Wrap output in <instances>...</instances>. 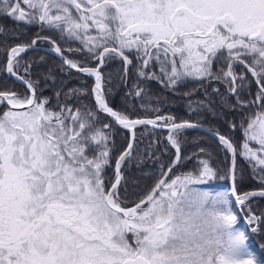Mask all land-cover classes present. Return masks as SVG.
<instances>
[{
    "label": "snow or ice",
    "instance_id": "snow-or-ice-1",
    "mask_svg": "<svg viewBox=\"0 0 264 264\" xmlns=\"http://www.w3.org/2000/svg\"><path fill=\"white\" fill-rule=\"evenodd\" d=\"M0 14L40 29L30 43L7 49L3 67L26 92L0 91V107L7 104L0 111V264H264V255L250 248L246 231L237 227L239 214L233 209L234 197L236 206L247 208V224L256 225L251 231L264 229V213L256 215L250 203L264 198V0H0ZM44 30L80 47L62 49L40 34ZM41 41L52 45L69 70L94 78L90 92L69 88L61 103L57 91L55 106L39 94L30 66L24 69L27 75L19 68L21 54ZM65 51L80 58L71 59ZM116 58L123 62L125 86L130 68L136 70L134 91L126 97L146 96L141 81L155 80L170 91L188 81H216L235 97L228 103L221 96L220 114L224 107L255 109L241 115L239 148L231 137L213 133L232 155L230 190L194 187L218 175L205 148L190 155L182 151L187 142L182 134L201 127L198 121L177 122L159 114L133 119L126 109L111 106L112 82L103 68ZM238 66L257 85L252 100L241 98L250 82L243 70L236 72ZM195 91L183 94L191 97ZM212 91L221 95L218 88ZM89 95L94 104L67 103L73 96ZM204 96L189 100V113L199 116L206 109L217 115L207 90ZM101 113L109 122L102 121ZM113 121L132 139L116 158L115 182H110L105 170L112 160ZM228 124L235 130L234 121ZM138 126L166 129L175 155L167 171L161 166L162 178L154 187L128 207L118 186ZM238 156L251 167L259 189L238 192ZM193 161L192 169L168 179L175 168Z\"/></svg>",
    "mask_w": 264,
    "mask_h": 264
},
{
    "label": "trees",
    "instance_id": "trees-1",
    "mask_svg": "<svg viewBox=\"0 0 264 264\" xmlns=\"http://www.w3.org/2000/svg\"><path fill=\"white\" fill-rule=\"evenodd\" d=\"M0 28L4 29L3 35H0V91L12 90L24 94L26 89L13 79L8 77L6 80H3L5 77L3 70L6 60L5 56L8 48L18 43H30L31 40L35 38L37 32L40 31L39 26H26L23 23L17 24L12 18L7 17L5 14H0ZM40 34L56 40L58 45L65 50L69 47H80L79 42L69 41L67 37L61 40L58 33L54 31L44 30L41 31ZM36 46L49 48L50 44L46 41H41ZM65 55L71 59L80 58V54L78 53L73 54L65 51ZM130 58L133 59L135 64V56L133 55ZM26 67H29L31 78L38 81L40 84L39 94L50 97L52 106L56 104L57 98L55 93L57 91L61 92L60 102L63 103L66 99L64 93H67L69 88L86 87L89 92L92 88L93 82L89 77L69 70L50 54L40 50H32L21 54L19 68L21 75H27L24 71ZM61 69L64 70L61 71ZM154 70L156 69H150V71ZM235 70L237 73L243 70L247 76V80L250 82L242 90L241 98L244 100L254 99L257 92V85L251 77V74L247 73L246 70L243 69V66H238ZM123 74L122 63L119 58L108 60L103 68L105 79L112 82L108 85V87H111L113 90L112 94L109 96V101L114 109H126L132 114L131 118L133 119L154 118L155 115L159 114L172 115L177 119V122H180L182 119L193 122L198 121L202 126L211 129L212 132L219 131L220 134L231 137L239 148L243 140L240 129L241 115L248 111H255V109L232 110L224 107L222 110L223 114H220L221 96H223L228 103L235 102V97L227 94L226 85L216 81L211 83L188 81L186 84L170 91L155 80L141 81V86L146 89V96L144 98H137L134 95L126 97V93L130 90L134 91L133 84L137 81L135 67L133 66L130 68L126 86L122 84L120 80ZM213 88H218L221 95L214 93L212 91ZM190 89L196 90L194 95L185 97L183 93ZM205 90H207L209 98L215 102L213 107L216 109L217 115L213 116L206 109L199 116L195 113L190 114L187 107L189 100L196 101L204 99ZM147 97H152V99H148ZM157 97L159 99H157ZM81 102L84 104H94L90 95L81 96L79 98L73 96L67 100V103L73 107L78 106ZM141 105H145V107H141ZM156 107L160 108L161 111L159 113L152 111V109ZM193 108H196V104H193ZM100 116L104 123L109 122L105 115L100 114ZM229 121L235 122V130L229 127ZM112 129L110 140V146L113 148L111 163L123 150L126 143V133L115 127L113 123ZM165 134V131L150 128L148 126L137 127L135 131V148L131 157L123 163L121 169L122 181L119 185V194L122 200L127 201V205L139 202V199L146 195L158 181L161 176V166H164L163 171H165L168 164L171 162L175 150L167 145L164 138ZM182 135L187 137V142L182 145L183 153L185 155H190L193 152H198L201 147L205 148L207 152L211 154V163L213 167L218 171V175L214 180L202 186H211L214 184L225 185L228 154L226 150L223 149V146L207 135L193 130H187ZM252 146L256 147L255 144ZM204 158L209 157L205 155ZM193 166L194 161L186 162L182 166L175 168L171 175L188 171L192 169ZM110 167L111 164L105 171L106 176H109ZM237 169L236 187L239 193L259 189L260 184L258 183V179L253 178L251 167L239 156L237 158ZM250 203L252 211L256 215L264 213V198H255L251 200ZM241 212L243 216L247 218V208L241 210ZM241 222L242 220L238 216V225H240ZM255 226L256 225H248V227H245L247 228L246 234L249 236L248 244L250 248L256 250L258 254L264 255V229H261L259 232H252L251 227Z\"/></svg>",
    "mask_w": 264,
    "mask_h": 264
},
{
    "label": "water",
    "instance_id": "water-1",
    "mask_svg": "<svg viewBox=\"0 0 264 264\" xmlns=\"http://www.w3.org/2000/svg\"><path fill=\"white\" fill-rule=\"evenodd\" d=\"M50 44V43H49ZM51 48H52V45L50 44V47L49 48H43V47H38V46H34L32 49H29L28 51H32V50H42V51H44V52H46V53H48V54H50L53 58H55L57 61H59L61 64H63L62 63V59H61V56L60 55H58L56 52H54V51H52L51 50ZM6 60H7V53H6ZM6 60H5V63H6ZM121 60V59H120ZM121 63H122V67H123V62H122V60H121ZM5 65V64H4ZM64 65V64H63ZM65 67H67L66 65H64ZM73 71H75V70H73ZM123 71H124V68H123ZM76 72V71H75ZM78 73V72H77ZM5 74L8 76V74L6 73V71H5ZM9 78H11V79H13L15 82H18L20 85H22L24 88H25V86L21 83V82H19V81H17L14 77H10V76H8ZM91 80H92V82H93V84H94V78H90ZM93 84H92V86H93ZM26 89V88H25ZM93 99V98H92ZM93 102H94V100H93ZM6 103V102H5ZM7 105V104H6ZM105 115V114H104ZM106 116V115H105ZM107 117V116H106ZM108 118V120H110L111 118H109V117H107ZM113 124H115V122L113 121ZM117 127H120L121 129H123L121 126H119V125H117V124H115ZM148 127H150V128H153L152 126H148ZM156 129H158V130H163V131H167L166 129H160V128H156ZM123 130H125L126 131V133H127V137H126V143H125V146H124V148H123V150L118 154V156L124 151V149L127 147V144H128V142H129V140L130 139H132V133L129 131V130H127V129H123ZM191 130H195V131H199V132H202V133H204V134H206L207 136H209L210 138H212L213 140H215L216 142H218L219 143V140H218V138L213 134L214 132H212V131H209L208 129H206V128H204V127H199V128H197V129H191ZM227 154H228V168H227V188H228V190H230L231 188H232V184H233V181L231 180V178H230V173H229V168H230V166H231V160H232V155L230 154V153H228L227 152ZM117 156V157H118ZM116 157V158H117ZM116 158H115V160H116ZM115 160H114V162H113V164H114V166H113V170H114V173H115ZM113 182H115V178H114V180H113ZM111 187V186H110ZM235 198L233 197V205H234V208H235V210H236V212L239 214L238 216L241 218V220H242V222H246V220H245V218H244V216L242 215V213H241V211H240V208H239V206H236L235 205Z\"/></svg>",
    "mask_w": 264,
    "mask_h": 264
},
{
    "label": "rangeland",
    "instance_id": "rangeland-1",
    "mask_svg": "<svg viewBox=\"0 0 264 264\" xmlns=\"http://www.w3.org/2000/svg\"><path fill=\"white\" fill-rule=\"evenodd\" d=\"M47 42V41H46ZM48 43V42H47ZM38 47H41V46H38ZM43 48H45V47H43ZM40 51H42V50H40ZM28 52V51H27ZM44 52V51H43ZM6 57V56H5ZM75 72V71H74ZM4 73H5V71H4ZM77 73V72H76ZM7 76V75H6ZM5 105H6V103H5ZM6 107H7V105H6ZM1 108V107H0ZM101 114H103V113H101ZM104 115V114H103ZM108 119V118H107ZM115 125V124H114ZM115 127H117L116 125H115ZM201 127H204V126H202L201 125ZM118 129H120V130H122V131H124L125 133H126V131L125 130H123V129H121L120 127H117ZM204 128H206V127H204ZM154 129H156V128H154ZM207 129V128H206ZM209 130V129H208ZM161 131H163V130H161ZM193 131H195V130H193ZM166 132V134H165V136H164V138H165V141H166V143H167V145H169L170 147H171V145L168 143V141H167V139H166V137H167V135H168V132L167 131H165ZM196 132H199V131H196ZM199 133H202V132H199ZM202 134H204V133H202ZM206 135V134H205ZM126 137H127V133H126ZM209 137V136H208ZM212 139V138H211ZM215 141V140H214ZM216 142V141H215ZM218 143V142H217ZM220 144V143H219ZM256 147H258L257 145H255ZM91 154V153H90ZM175 155V154H174ZM118 156V155H117ZM116 156V157H117ZM115 157V158H116ZM173 158H174V156H173ZM172 158V159H173ZM115 160V159H114ZM113 162L114 161H112V163H111V170H110V172H109V175H111L110 173L111 172H113L112 173V176H110V177H112V180H114V178H115V173H114V170H113V166H114V164H113ZM227 168H228V164H227ZM165 171H167V168L165 169ZM177 174H179V173H177ZM177 174H175V175H177ZM175 175H171V176H169L168 177V179H170L171 177H173V176H175ZM162 177L160 176L159 177V179H161ZM226 178H227V170H226ZM106 180H109V176H107L106 178H105ZM158 179V180H159ZM226 182H227V179H226ZM233 185V184H232ZM154 187V186H153ZM194 187H198V188H203V189H208V190H211V191H213V192H215V191H225V190H228V188H227V183H225V185H223V184H221V185H218V184H214V185H211V186H202V185H197V186H194ZM247 192V191H246ZM244 193V192H243ZM242 194V193H241ZM233 209H234V211H236L235 210V208H234V205H233ZM240 211H241V209H240ZM242 213V212H241ZM243 215V214H242ZM245 218V217H244ZM241 219V218H240ZM245 220H246V222L244 223V222H241V224L240 225H238L237 224V227L240 229V230H244V231H246L247 230V228H245L246 226L248 227V224H247V218H245ZM242 226H244V227H242Z\"/></svg>",
    "mask_w": 264,
    "mask_h": 264
},
{
    "label": "flooded vegetation",
    "instance_id": "flooded-vegetation-1",
    "mask_svg": "<svg viewBox=\"0 0 264 264\" xmlns=\"http://www.w3.org/2000/svg\"><path fill=\"white\" fill-rule=\"evenodd\" d=\"M5 64V63H4ZM4 79L3 80H6V78H8V76H6V74L4 73ZM18 83V82H17ZM19 84V83H18ZM20 85V84H19ZM22 86V85H21ZM23 87V86H22ZM4 108H6V105L4 104V106L3 107H1L0 108V111H3L4 110ZM115 126V125H114ZM106 169H108V167L106 168ZM112 168L110 167V170H111ZM106 171V170H105ZM112 173L113 172H111L110 174L111 175H109V180H106V181H110V182H113V180H112V177H110V176H112ZM107 176H106V172H105V178H106ZM107 186L110 188V186H111V183H108L107 184ZM118 191H119V186H118ZM128 207H131V206H133V203L132 204H129V205H127ZM130 235V234H129Z\"/></svg>",
    "mask_w": 264,
    "mask_h": 264
}]
</instances>
